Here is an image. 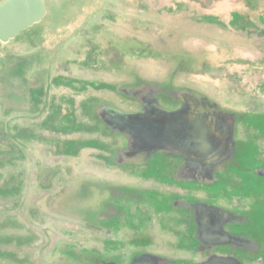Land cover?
I'll list each match as a JSON object with an SVG mask.
<instances>
[{
	"label": "flooded vegetation",
	"instance_id": "1",
	"mask_svg": "<svg viewBox=\"0 0 264 264\" xmlns=\"http://www.w3.org/2000/svg\"><path fill=\"white\" fill-rule=\"evenodd\" d=\"M136 75L124 80L120 73V80L99 79L98 85L88 87L92 95H84V101L90 109L82 104L80 94L58 99L52 95L42 104V114L20 117L24 126L14 121L5 127L0 121V144L8 141L4 150L10 151L12 138L19 133L15 129L39 133L52 108L69 126L88 125L85 131L68 129L46 137L47 141L57 138L50 149L52 160L49 168L41 167L27 177L33 183L27 195L31 203L22 221H4L7 234L0 238V261L25 264L26 246L30 264L37 258L40 264H264V196L252 191L264 186V133L248 123L254 113L264 115V104L258 108L249 101L237 109L185 83L175 86L174 95L154 98L135 85L145 80L171 84V80ZM116 85L123 87L124 94L115 91ZM66 104L73 115L64 109ZM82 108L87 109L85 116ZM26 143V155L40 150L39 142ZM81 150H88L90 160L80 162ZM158 154L163 161L148 162L157 170L154 175H143L141 170L128 174L120 164L148 161ZM15 160L10 158L14 170ZM106 160L113 164H105ZM234 171L244 180L256 179L251 182L254 187L251 184L237 194L241 188L235 185L239 183ZM80 174L90 177L91 184L102 183L103 189L95 190V208L93 197L90 206L78 187L70 191L67 185L70 176ZM231 175L229 190L214 197L211 192ZM152 193L156 199H145ZM252 198L255 209L240 203ZM106 204L126 207L136 220L128 222L120 214L116 230L109 222H94L91 216ZM56 229L59 236L51 239ZM16 240L21 241L20 248L13 245Z\"/></svg>",
	"mask_w": 264,
	"mask_h": 264
},
{
	"label": "rangeland",
	"instance_id": "2",
	"mask_svg": "<svg viewBox=\"0 0 264 264\" xmlns=\"http://www.w3.org/2000/svg\"><path fill=\"white\" fill-rule=\"evenodd\" d=\"M44 2L46 15L39 23L24 29L7 43L0 41V121L5 127L11 126L14 121L18 126H24L22 115L42 114V104L54 98L52 95L58 99L61 96L80 94V101L90 109L89 103L84 101V95H92L88 87L98 85L99 79L107 82L120 80V73H124V80L127 79L126 75L138 76L136 74L154 80H171V84L145 80L135 85L154 98L158 95H174L178 92L175 86L185 83L221 103L228 101L237 109L244 108L249 101L258 108L261 103L264 104V0ZM57 85H62L58 91L55 90ZM114 89L124 94V91L120 92L122 86L116 85ZM24 100L27 102L25 105ZM64 107L68 114L73 115L68 104ZM87 109L82 108L83 116ZM50 116L39 133L26 134L25 129H15V133H19L12 138L14 147H10L11 151L4 150L8 141L0 144L1 239L5 237L4 233L7 234L4 221H22L24 210L31 203L27 195L33 183H28L27 177L31 178L40 172L41 167L49 168L47 164L52 160L50 149L55 148L53 144H56L57 138L47 141L46 137L51 136L52 132L57 134L68 129L88 130L84 122L69 126L59 111L53 108ZM248 123L264 133V115L254 113ZM16 139H20V143ZM27 140L39 142L40 150L31 154L27 151L26 155L24 148ZM257 144H254L255 148ZM88 154V150H81L80 162L90 160ZM26 156L31 161L25 162ZM11 157L14 161L18 160L15 170L10 166ZM161 161L163 155L158 154L148 161L120 164L128 174L141 170L143 175H154L157 170L148 162ZM104 163L111 165L113 161L106 160ZM262 167L264 172V165ZM157 168L160 169L161 165ZM10 175H15V178L9 179ZM80 175L70 176L67 185L70 191L78 187L80 194L84 198L88 197L90 206L94 202L95 208L98 197L95 190L103 189L102 183L91 184L90 177ZM234 175L238 177L236 181L239 183L234 184L241 189L233 193L242 195L245 189L251 187L254 178L244 180L239 177L238 171H234ZM232 176L211 192L214 197L222 189L229 190ZM90 186L94 190L85 191ZM252 191L262 192L261 196H264L262 185ZM156 198V193L145 195L149 201ZM249 200L240 203L255 209V200ZM127 212L124 206L106 204L91 218L94 222H109V227L116 230L120 214L128 222L136 220V216L128 215ZM138 214L140 216L137 219L141 218L140 211ZM262 219L264 221V214ZM31 221L28 224H32ZM52 232L54 235H51V239L59 236L57 229ZM20 243L16 240L13 245L18 246ZM27 250L24 246L25 264H30V252ZM35 261L37 263L34 264H40L38 258ZM0 264L15 263L0 261Z\"/></svg>",
	"mask_w": 264,
	"mask_h": 264
},
{
	"label": "water",
	"instance_id": "3",
	"mask_svg": "<svg viewBox=\"0 0 264 264\" xmlns=\"http://www.w3.org/2000/svg\"><path fill=\"white\" fill-rule=\"evenodd\" d=\"M45 15L44 0H0V41L9 42Z\"/></svg>",
	"mask_w": 264,
	"mask_h": 264
},
{
	"label": "crops",
	"instance_id": "4",
	"mask_svg": "<svg viewBox=\"0 0 264 264\" xmlns=\"http://www.w3.org/2000/svg\"><path fill=\"white\" fill-rule=\"evenodd\" d=\"M222 4H224V2Z\"/></svg>",
	"mask_w": 264,
	"mask_h": 264
}]
</instances>
